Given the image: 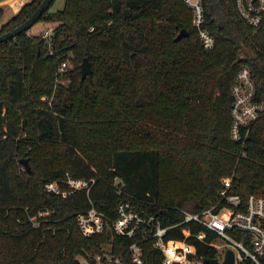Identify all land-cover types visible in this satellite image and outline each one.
Segmentation results:
<instances>
[{"label":"trees","instance_id":"trees-1","mask_svg":"<svg viewBox=\"0 0 264 264\" xmlns=\"http://www.w3.org/2000/svg\"><path fill=\"white\" fill-rule=\"evenodd\" d=\"M39 2L23 3L0 23V33ZM202 6L214 39L207 50L182 0H63L32 23L51 26L48 37L30 25L0 41V264H77L75 255H92L105 244L124 248L132 238L110 228L122 200L165 226L182 218L179 210L217 208L223 176L229 193L264 196V112L240 139L229 136V88L240 66L250 69L254 97L264 99V30L246 24L233 0H202ZM180 28L187 35L173 39ZM83 57L91 72L81 78ZM66 60L69 66L58 70ZM21 158L30 172L16 173ZM64 171L94 182L87 193L42 188ZM90 204L106 224L84 236L74 215ZM213 237L191 220L163 235L192 244L197 259L217 256L207 243ZM141 246L143 264H161L163 254L150 239Z\"/></svg>","mask_w":264,"mask_h":264},{"label":"built area","instance_id":"built-area-1","mask_svg":"<svg viewBox=\"0 0 264 264\" xmlns=\"http://www.w3.org/2000/svg\"><path fill=\"white\" fill-rule=\"evenodd\" d=\"M191 14V24L196 31L197 39L204 50L213 46V36L204 27L202 0H182ZM237 14L248 25L264 30V0H233ZM51 26L39 31L43 37L51 34ZM61 62L58 70L64 69ZM231 101L229 105L230 126L229 136L238 140L245 135L250 124L264 112V99H256L255 86L250 69L240 66L234 73L233 82L229 88ZM94 182V177H75L64 171L59 177L44 181L42 188L53 194L66 195L76 190L88 192ZM221 187L216 191L219 205L211 204L198 212H182V218L177 222L162 226L153 213H149L129 200L119 201L115 206V217L110 221L113 233L132 238V241L118 251H112L110 244L102 246L101 251L74 256L77 264H143L141 242L150 239L151 245L159 249L163 256L161 264H200L193 256L194 247L183 240H165L163 235L174 225L188 220L201 224L214 233L207 243L217 250L220 259L225 248L235 253L236 261L247 259L251 264H264V196L248 194L241 198L235 193H229L230 179L220 178ZM116 193L121 192V182L113 177ZM90 203V201H89ZM40 212L41 210H36ZM75 224L84 236H91L102 231L106 224L104 215L91 204L86 209L77 211L74 215ZM33 226L36 221L27 216ZM184 235L186 228H181ZM195 238L202 240L204 233L198 231ZM178 242V245H171Z\"/></svg>","mask_w":264,"mask_h":264},{"label":"water","instance_id":"water-1","mask_svg":"<svg viewBox=\"0 0 264 264\" xmlns=\"http://www.w3.org/2000/svg\"><path fill=\"white\" fill-rule=\"evenodd\" d=\"M50 2L51 0H40V2L33 9V11L24 20H22L14 27L0 33V41L15 36L19 32L27 29L30 25H32V23L36 19H38L41 12L48 7ZM186 35H187V31L183 28H180L175 34L173 39L176 40L181 36H186ZM33 46L35 52H37L38 43L36 41L33 42ZM90 72H91V67L89 61L85 57H83L79 64V75L81 78H83L84 76L89 77ZM19 162L22 164V168H24L27 172L31 171L26 158L19 159ZM199 260H200V264H236L237 263L235 258V253L230 248L224 249L220 259H218L217 256H212V257L201 256Z\"/></svg>","mask_w":264,"mask_h":264},{"label":"rangeland","instance_id":"rangeland-1","mask_svg":"<svg viewBox=\"0 0 264 264\" xmlns=\"http://www.w3.org/2000/svg\"><path fill=\"white\" fill-rule=\"evenodd\" d=\"M29 0H0V9H1V14H0V22H4L6 19H8L11 15L15 14L18 9L20 8V6L27 2ZM63 3V0H52L48 9L49 10H55V9H59L61 8ZM48 27L47 23H43L42 21H37L35 24H33L31 26V28L29 29L31 32H38L39 30ZM69 66V62L66 60L65 61V66H64V70ZM57 77V76H56ZM54 82H59L61 84H64L66 82L65 79L63 78H55ZM46 98V99H45ZM40 99L42 101L47 100L46 96H41ZM29 122H28V127H29ZM19 132V131H18ZM27 132H32L31 130H28ZM29 134V133H27ZM22 166H17L16 167V173H20L22 171ZM167 173L166 169L164 166L161 167V171L160 174L162 176H165Z\"/></svg>","mask_w":264,"mask_h":264},{"label":"bare ground","instance_id":"bare-ground-1","mask_svg":"<svg viewBox=\"0 0 264 264\" xmlns=\"http://www.w3.org/2000/svg\"><path fill=\"white\" fill-rule=\"evenodd\" d=\"M171 245H178V244H175L174 242H172Z\"/></svg>","mask_w":264,"mask_h":264},{"label":"crops","instance_id":"crops-1","mask_svg":"<svg viewBox=\"0 0 264 264\" xmlns=\"http://www.w3.org/2000/svg\"><path fill=\"white\" fill-rule=\"evenodd\" d=\"M0 23H2V21Z\"/></svg>","mask_w":264,"mask_h":264}]
</instances>
